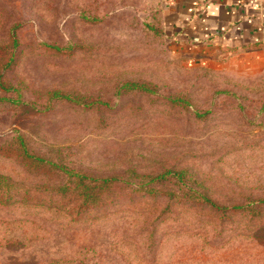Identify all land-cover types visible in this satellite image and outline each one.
I'll return each instance as SVG.
<instances>
[{
    "label": "rangeland",
    "instance_id": "374dc122",
    "mask_svg": "<svg viewBox=\"0 0 264 264\" xmlns=\"http://www.w3.org/2000/svg\"><path fill=\"white\" fill-rule=\"evenodd\" d=\"M169 6L0 0V264H264V44L186 41ZM164 171L191 190L137 188ZM73 175L117 180L82 207Z\"/></svg>",
    "mask_w": 264,
    "mask_h": 264
},
{
    "label": "crops",
    "instance_id": "0c3cea01",
    "mask_svg": "<svg viewBox=\"0 0 264 264\" xmlns=\"http://www.w3.org/2000/svg\"><path fill=\"white\" fill-rule=\"evenodd\" d=\"M172 29L186 41L249 49L264 44V0H168Z\"/></svg>",
    "mask_w": 264,
    "mask_h": 264
},
{
    "label": "trees",
    "instance_id": "16d2710c",
    "mask_svg": "<svg viewBox=\"0 0 264 264\" xmlns=\"http://www.w3.org/2000/svg\"><path fill=\"white\" fill-rule=\"evenodd\" d=\"M9 44L12 49H14L17 46V39L15 36L14 32V27L11 29L10 32V38H9ZM47 48L52 49L54 51H59L61 48L54 46V45H47ZM129 87H140L143 88V86H138L137 84H130L128 85ZM53 96L58 97L60 96L59 93L56 91L53 93ZM20 156L22 158H26L29 160V162L32 163H46V160L42 157L39 156H33L29 153H27L26 149L22 147L21 154ZM171 174V171H164V173H161L160 175H141L140 176V181L136 185L138 189L142 190H147L150 191L151 189H148V186L154 184V185H163L165 183H171L178 186L179 188L185 189L188 188L186 186V175H168ZM76 179V184H75V189L79 193L82 198V207H89L92 205H96L99 203L98 200V191L100 192L103 189H108L114 183L117 179L115 176H108V177H102L99 179H94L92 177H89L87 175H73ZM6 180L4 177L0 176V181ZM147 180L146 183H144ZM88 182V183H85ZM2 187H4L5 193H1L2 196H5V199L8 198V195L6 196V192L8 191V187L6 185L0 184ZM191 190V189H189ZM70 192L66 184H63L61 186H58L56 189V194L62 195V193ZM193 191V190H192ZM194 192V191H193ZM193 195V194H191ZM200 195V194H199ZM207 205H210L211 207L217 209H223V210H228V211H238L242 210L245 207L250 206H255V207H261L264 205V196L263 197H258L257 200H252L248 206L244 205L243 203L241 204H232L231 207H223L220 206L214 201L213 199H210L207 195H200Z\"/></svg>",
    "mask_w": 264,
    "mask_h": 264
}]
</instances>
